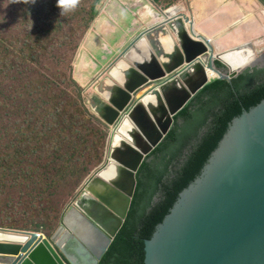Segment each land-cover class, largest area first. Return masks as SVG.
<instances>
[{
  "label": "water",
  "instance_id": "95a60500",
  "mask_svg": "<svg viewBox=\"0 0 264 264\" xmlns=\"http://www.w3.org/2000/svg\"><path fill=\"white\" fill-rule=\"evenodd\" d=\"M172 9L157 13L162 21L132 39L86 99L89 111L110 132L106 164L70 206L76 208L86 235L79 233V226H67L66 214L52 236L53 245L38 232L0 228V264H68L62 256L69 264H79L59 244L68 230L79 235V251L86 260L98 264L124 224L143 162L173 130L178 114L210 83L204 79L192 89L196 74L208 70L231 82L248 69L264 68V54L255 44L221 50L218 39L196 35L194 21L183 13L172 15ZM140 108L152 133L139 119L137 130L124 128L122 134L124 120ZM111 162L120 170L117 181L99 176ZM99 183L107 190H97ZM145 251L146 264H264V101L232 122Z\"/></svg>",
  "mask_w": 264,
  "mask_h": 264
},
{
  "label": "trees",
  "instance_id": "16d2710c",
  "mask_svg": "<svg viewBox=\"0 0 264 264\" xmlns=\"http://www.w3.org/2000/svg\"><path fill=\"white\" fill-rule=\"evenodd\" d=\"M257 1L264 6V0ZM101 2L80 0L63 15L57 0L19 3L46 20L54 16L55 23L48 21L35 36L10 33L12 29L0 32V195L17 199L14 217L26 222L25 227L0 228L38 232L49 221L53 229L68 197L71 204L106 162L108 128L88 110L82 87L72 76L74 53ZM215 67L222 68L218 62ZM234 83H240L239 93L226 81L208 85L147 156L136 175L124 224L98 264H146V242L180 193L201 175L232 122L264 101V82L255 86L254 78L241 77ZM195 115L202 120L194 123ZM186 120L196 126L192 134L183 128Z\"/></svg>",
  "mask_w": 264,
  "mask_h": 264
},
{
  "label": "rangeland",
  "instance_id": "374dc122",
  "mask_svg": "<svg viewBox=\"0 0 264 264\" xmlns=\"http://www.w3.org/2000/svg\"><path fill=\"white\" fill-rule=\"evenodd\" d=\"M141 1L142 4L139 2V0L131 2V8L134 9V12L139 17L142 18L145 17V19H147L148 16L144 15V9H142L143 5L149 6L156 13H158L160 10L166 12L169 9L176 7L178 9H181L184 14L189 15L190 7L195 5L198 0H177L176 2H174V0H159L158 4H155L153 0H141ZM19 5H20L19 3H12V0L10 1L0 0V32H5L9 29H12L15 31H12L10 33L17 32L19 34H23L25 32H28L32 36H35L40 29L47 28L48 21H51L50 23L51 26L55 23V21H53L54 16H49L48 20H46L44 15L39 17L38 14H32L30 11H27L26 9H24L22 6ZM218 5L220 8L225 9V14H222V12L220 11L218 12V14H220L219 16L225 19L224 22L226 23L224 27L222 26L223 29H221V31L224 30V36L221 39L220 38L218 39L217 46L220 47V49H226L229 45L235 43L236 41L242 42V44L254 43L259 48L257 49L258 52L260 54H264V10H263L264 6L261 3H259L257 0H221L220 2H218ZM223 5L224 7H222ZM208 7L210 9H217L213 3L208 4V6H206L205 9H207ZM156 15L157 14L155 13L153 14L154 17H156ZM12 20H14L15 23H12ZM140 22L144 24L139 25ZM146 22L148 23V20L142 21V19L139 18L135 24V27L130 30L132 32L134 31L136 32L138 31V28L145 27ZM90 28L91 25L86 31V33L83 35L81 41L83 40L87 32L90 30ZM230 34L231 35L233 34V36H231ZM226 36L228 37L227 39L230 38L229 44L227 42V39L224 43L221 42L224 38H226ZM81 41L79 43V46L81 44ZM259 44H261L262 46L259 47ZM79 46L75 51L72 60L73 79H74V75L76 76L77 74H80L78 72V68L82 56L79 57ZM85 54L86 53L84 52V56ZM87 54L86 55L89 58L95 55L96 53H94L93 50H89L87 51ZM92 66L95 65L92 63ZM75 67L77 69H75ZM85 76L88 78L89 76H91V74H89V72L86 71ZM263 82H264V75H262V77L259 78L258 85L262 84ZM88 89L89 87L86 88V90L85 87L82 88V96L85 98H87V96H85V93H87ZM91 92L92 91H90V93ZM194 118H195L194 123H198L202 120V115H195ZM183 128H187V132H189V134H192V132L196 129V126L194 124L189 125L188 121L186 120ZM80 188H77L75 190L74 195L79 191ZM104 189H106V187ZM68 200L69 197L66 203L64 204V206L62 207V214L63 213L66 214V212L69 211L68 209L70 208L71 204L73 203L72 202L71 204L70 203L67 204ZM159 200H160V196L156 198V201ZM16 202L17 199H11L3 195H0V225L14 226L15 228L26 226V222L24 219L22 218L17 219L14 217L15 216L14 207H18ZM14 221L18 222L17 225L15 224ZM50 226H52V222L47 221L46 226H43L41 229H39L38 233H41L45 237V239L51 242V244L53 245V242L51 241L52 238H50V236L51 234H53L52 232H54V230L58 226H60V224L58 223L56 226L53 227V229H50ZM46 235H48V239L46 238Z\"/></svg>",
  "mask_w": 264,
  "mask_h": 264
},
{
  "label": "crops",
  "instance_id": "0c3cea01",
  "mask_svg": "<svg viewBox=\"0 0 264 264\" xmlns=\"http://www.w3.org/2000/svg\"><path fill=\"white\" fill-rule=\"evenodd\" d=\"M133 1L137 0H102L99 6L97 17L94 19L93 23L91 24L90 30L87 32L79 46V57L82 56L78 68V72L80 74H77L76 76L74 75V80L82 88L85 87V90L101 78L102 72L107 68V66L114 62V60L125 49V47L129 45L134 37L145 31L147 27L154 22L149 16L147 17V19H145V17H139L134 12V9L131 8V2ZM210 1L212 2L207 3V6L208 4L213 3L217 9H205L204 3H196L195 5L190 7V14L185 15L191 17V19L195 23L196 31L200 35H202L203 38L205 37L204 39H221L224 36V30L221 31V29H223L226 22H224L225 19L223 17L219 16L220 14H218V12L220 11L222 12V14H225V9L220 8L218 5V2H220L221 0ZM139 2L142 4L141 0H139ZM222 7H224V5ZM177 12H179L178 8ZM139 18L142 19V21L148 20V23L146 22L145 27L138 28V31L132 32L130 29L135 27V24ZM158 19H160V17H158ZM141 24L144 23L140 22L139 25ZM231 36H233V34ZM227 38L228 37L226 36V38H224L221 42L224 43ZM227 42L228 44L230 43V38L227 39ZM242 45H244L242 44V42L236 41L224 50H231ZM101 46H104L105 50L103 49V47L101 48ZM89 50H93V52L96 53L92 57H89L92 62L88 58L89 55L87 54V51ZM84 52L88 56L86 54L84 56ZM92 63L95 66H92ZM75 69L77 68L75 67ZM86 71L91 74V76H89L88 78L85 76ZM221 71L222 73L227 74L226 70L223 67ZM263 73V67H256L254 69L251 68L240 74L238 77L233 78V80L229 83L230 85L234 86V92L239 93L241 91L240 83L237 84L234 83V81L239 82V79L241 77H243V79H245L246 77L247 79L254 78V85L258 86V80L260 77H262V75H264ZM236 84L238 86V89L236 88ZM230 93L233 95L232 92ZM204 98L205 101H207V96H204ZM194 100L195 99H193V101ZM193 110L196 109L192 108L191 111Z\"/></svg>",
  "mask_w": 264,
  "mask_h": 264
},
{
  "label": "bare ground",
  "instance_id": "6f19581e",
  "mask_svg": "<svg viewBox=\"0 0 264 264\" xmlns=\"http://www.w3.org/2000/svg\"><path fill=\"white\" fill-rule=\"evenodd\" d=\"M209 2H212V1H210V0H198L197 4L204 3L205 4V8H206L207 3H209ZM142 9H144V15L149 16L151 18V20H153L155 23L161 21V19H158L157 15H156V17L153 16L154 13H153L152 9L149 6L143 5ZM170 12H171L172 15L178 14L177 8L176 9H172ZM236 18H237V16H236ZM241 23H243V22H241ZM260 46H262V45L259 44V47ZM257 49H259V48L257 47ZM216 77H218V75H216L214 72L206 70L204 74H196L195 81L190 85V87L192 89H195L204 81V79H208L209 80V79H213V78H216ZM139 119H142L144 122L148 123L147 126L145 127V129H147L149 131V133H152L153 127L149 124V122H147L148 118L144 115V110L142 108H140L137 112L133 113L130 118L124 120V122H123V124L121 126L122 127L121 133L123 134L124 128L137 130L136 126H135V123H138L140 125L141 123L139 122ZM155 139H156V136L152 137V140H155ZM147 143H148V141H147ZM107 157H108V155H107ZM99 176L102 177L105 180L117 181L120 178V170H119L118 166L114 162H111L104 169V171H102L100 173ZM104 186H105L104 184L99 183V184L95 185V188L97 190H102V191L103 190H107V187L105 186L106 189H104L105 188ZM68 210L69 211L66 212V217H67L66 218V224H67V226L69 224V228H72L73 226L81 225L80 224L81 221L79 219L78 212L76 211V208H74V206H72ZM99 241L101 242V240H99ZM59 244H60L61 247L63 246V249L65 250V252L67 254H69L71 256V258H73L79 264H92V262H88V260H86V258H85L84 261L80 260V258L78 256H75V254L71 251V246L73 244H78L80 246V248H81V245L79 244V235L73 234L69 230L68 231H64L62 236H61V239L59 241ZM100 245H101V243L100 244H96L93 247L100 246ZM2 251H4V250L0 247V253ZM90 252H91V254H93V252L91 250H90Z\"/></svg>",
  "mask_w": 264,
  "mask_h": 264
},
{
  "label": "clouds",
  "instance_id": "9594fccd",
  "mask_svg": "<svg viewBox=\"0 0 264 264\" xmlns=\"http://www.w3.org/2000/svg\"><path fill=\"white\" fill-rule=\"evenodd\" d=\"M12 3H23V4H25V5H34V4L36 3V0H12ZM79 3H80V0H57V7L60 9V13H61V15H63V14H64L65 12H67V11L74 10V9L79 5ZM160 11H162V10H160ZM160 11H159V12H160ZM159 12H158V13H159ZM162 12H164V11H162ZM155 13H156V12H155ZM178 13H183V12H182L181 9H179V12H178ZM156 14H157V13H156ZM183 14H184V13H183ZM184 15H185V14H184ZM190 18H191V17H190ZM191 20H192V19H191ZM192 21H193V20H192ZM152 24H154V22L151 23L150 25H152ZM150 25H149V26H150ZM149 26H148V27H149ZM148 27H147V28H148ZM195 27H196V26H195ZM195 33H196V35H200V34L196 31V28H195ZM200 36H202V35H200ZM202 37H203V36H202ZM204 38H205V37H204ZM206 39H207V38H206ZM208 40H209V39H208ZM129 44H130V43H129ZM253 44H254V43H253ZM255 45H256V44H255ZM102 47H103V49L105 50V47H104V46H102ZM126 47H127V46H126ZM126 47H125V48H126ZM256 49H257V47H256ZM221 50H223V49H221ZM224 51H226V50H224ZM257 51H258V50H257ZM215 63H216V62H214V66H215ZM219 64H220V63H219ZM221 66H222V65H221ZM107 67H108V66H107ZM222 67H223V66H222ZM223 68H224V67H223ZM217 69H218V68H217ZM221 69H222V68H221ZM221 69H218L220 73H222ZM224 69H225V68H224ZM104 71H105V70H104ZM104 71H103L102 73H104ZM222 74H224V73H222ZM224 75H226V74H224ZM99 80H100V79H99ZM99 80H97V81H99ZM216 80H219L218 77L213 78V79H210V83H209V84H211L213 81H216ZM97 81H96V82H97ZM222 81H224V80H222ZM226 82H227V81H226ZM228 83H229V82H228ZM209 84H208V85H209ZM208 85H207V86H208ZM258 86H259V85H258ZM91 87H92V85L89 87V89H88L89 91H88L87 93H85V96H87V98L92 94V92L90 93V91H91ZM205 88H206V87H205ZM205 88H204V89H205ZM204 89H203V90H204ZM203 90H202V91H203ZM202 91H201V92H202ZM201 92H200V93H201ZM200 93H199V94H200ZM199 94H198V95H199ZM198 95H197V96H198ZM87 98H85V104H86V99H87ZM194 99H195V98H194ZM192 101H193V100H192ZM192 101H191V103H192ZM188 106H189V105H188ZM188 106H187V107H188ZM187 107H186V108H187ZM88 110H89V109H88ZM179 114H180V113H179ZM179 114H178V115H179ZM177 117H178V116H177ZM177 117H176V118H177ZM101 122H102V121H101ZM102 123H103V122H102ZM175 123H176V119H175ZM103 124H104V123H103ZM104 125H105V124H104ZM107 128H108V127H107ZM108 132H109V128H108ZM109 135H110V132H109ZM107 152H108V151H107ZM105 164H106V162H105ZM105 164H104V165H105ZM104 165H103V166H104ZM103 166H102V167H103ZM102 167H101V168H102ZM97 171H98V170H97ZM94 173H95V172H94ZM94 173H93V174H94ZM93 174H92V175H93ZM86 182H87V181H86Z\"/></svg>",
  "mask_w": 264,
  "mask_h": 264
},
{
  "label": "flooded vegetation",
  "instance_id": "af4514ba",
  "mask_svg": "<svg viewBox=\"0 0 264 264\" xmlns=\"http://www.w3.org/2000/svg\"><path fill=\"white\" fill-rule=\"evenodd\" d=\"M81 224V223H80ZM78 231L81 235L85 236L87 229L81 225H79ZM81 248L78 244H73L71 246V251L75 254V256H78L80 258V260L84 261L85 257L83 256V254L80 253Z\"/></svg>",
  "mask_w": 264,
  "mask_h": 264
}]
</instances>
